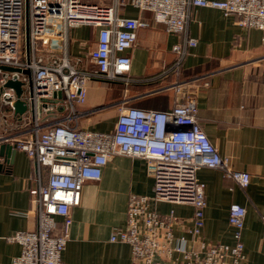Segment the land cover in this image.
<instances>
[{
	"label": "built area",
	"instance_id": "1",
	"mask_svg": "<svg viewBox=\"0 0 264 264\" xmlns=\"http://www.w3.org/2000/svg\"><path fill=\"white\" fill-rule=\"evenodd\" d=\"M139 11H150L168 33L181 35L172 45L176 64L190 47L196 45L188 35L191 8H217L234 14L244 27L262 31L264 41V0H128ZM120 0H0V107L14 113V102L25 101L20 114L29 118L25 134L0 135V144L8 143L26 153L32 163L28 188L35 226L16 231L10 240L20 245L13 264H66L61 253L69 237L72 222L70 208L80 202L86 180H98L109 158L114 155L140 157L153 179L150 196L130 194L125 228H114L109 240L130 246L131 264H239L244 256L239 230L245 208L231 203L228 222L236 228L235 242L207 243L199 238L206 205L204 183L197 178L201 167L218 168L223 175L241 186L249 182V173L231 167L219 154L198 121V109L192 95L171 108L142 109L119 105L110 131L88 130L70 124L67 118H49L59 107L75 118V104L87 96V80H129V50L135 43L136 30L146 23L139 17L123 16ZM28 11V48L24 23ZM88 25L98 28L95 47L89 53L90 66L76 69L68 57L70 28ZM27 70L28 74L4 69ZM7 80L21 82L19 96ZM189 80L174 83L179 94L186 93ZM57 93H60L59 95ZM6 130L8 113H2ZM45 118V119H44ZM6 159L0 155L3 167ZM151 201L188 204L193 208L189 232L199 239L198 248L189 249L185 237H175L171 212L161 215ZM57 217L61 229L54 233ZM264 237V216H262ZM179 254L180 259L174 254Z\"/></svg>",
	"mask_w": 264,
	"mask_h": 264
},
{
	"label": "crops",
	"instance_id": "2",
	"mask_svg": "<svg viewBox=\"0 0 264 264\" xmlns=\"http://www.w3.org/2000/svg\"><path fill=\"white\" fill-rule=\"evenodd\" d=\"M123 16L141 18L145 27L136 30L129 50V80H87L83 104H75L76 117L62 107L49 118H67L70 124L96 131H110L118 106L132 104L142 109L171 108L192 95L198 109V121L219 154L233 169L249 173V182L241 186L218 168L201 167L197 178L204 183L206 205L199 238L207 243L235 242L236 228L228 222L231 203L245 208L239 230L244 256L239 264H264V41L262 31L244 27L234 14L225 15L212 7L191 8L187 33L197 41L183 60L176 64L172 45L182 36L168 33L150 11H139L128 0H120ZM98 28L81 25L69 29L68 57L76 69L90 66L89 51L95 47ZM189 80L186 93L175 91L174 83ZM2 113L10 123L5 130ZM45 119V118H44ZM29 118L0 107V135L22 136ZM6 164L0 169V264H13L20 245L10 240L16 231L31 229L35 217L31 211L28 188L32 163L26 153L16 149L11 157L5 151ZM153 179L140 157L114 155L104 165L98 180L83 183L80 202L70 208L69 237L61 253L66 264H131L130 246L109 240L114 228H125L129 195L150 196ZM161 215L172 211L177 217L172 230L184 236L187 248H198V237L191 229L193 208L188 204L151 201ZM61 229L57 217L54 233ZM199 239V240H200ZM180 259L179 254H174ZM163 264H178L164 260Z\"/></svg>",
	"mask_w": 264,
	"mask_h": 264
},
{
	"label": "water",
	"instance_id": "3",
	"mask_svg": "<svg viewBox=\"0 0 264 264\" xmlns=\"http://www.w3.org/2000/svg\"><path fill=\"white\" fill-rule=\"evenodd\" d=\"M24 34H25L26 48H28V11H27V5L25 6ZM3 68L7 69V70L21 71L23 73L28 74L27 70H20L19 68H13V67H8V66H4ZM4 86L13 88L15 91V94L17 96H19L21 91H22L21 82L18 80H7L4 84ZM57 94L59 95L60 93H57ZM13 106H14V112L15 113L22 114L26 110L25 101H23L19 98L14 102ZM5 151H10L11 157H12L13 153L16 151V148L14 145H11L8 143H1L0 144V155L3 156ZM2 167H3V164L0 163V169Z\"/></svg>",
	"mask_w": 264,
	"mask_h": 264
},
{
	"label": "trees",
	"instance_id": "4",
	"mask_svg": "<svg viewBox=\"0 0 264 264\" xmlns=\"http://www.w3.org/2000/svg\"><path fill=\"white\" fill-rule=\"evenodd\" d=\"M127 106H133L132 104H128Z\"/></svg>",
	"mask_w": 264,
	"mask_h": 264
}]
</instances>
